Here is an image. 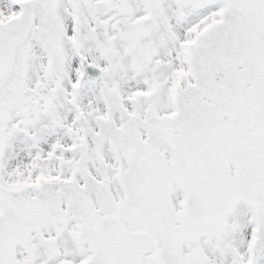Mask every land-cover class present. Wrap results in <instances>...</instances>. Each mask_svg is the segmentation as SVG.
Instances as JSON below:
<instances>
[{"label":"snow or ice","instance_id":"snow-or-ice-1","mask_svg":"<svg viewBox=\"0 0 264 264\" xmlns=\"http://www.w3.org/2000/svg\"><path fill=\"white\" fill-rule=\"evenodd\" d=\"M0 264H264V0H0Z\"/></svg>","mask_w":264,"mask_h":264}]
</instances>
